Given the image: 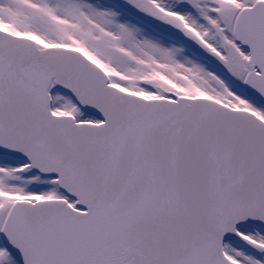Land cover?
Here are the masks:
<instances>
[{
  "label": "snow or ice",
  "instance_id": "snow-or-ice-1",
  "mask_svg": "<svg viewBox=\"0 0 264 264\" xmlns=\"http://www.w3.org/2000/svg\"><path fill=\"white\" fill-rule=\"evenodd\" d=\"M0 264H264V0H0Z\"/></svg>",
  "mask_w": 264,
  "mask_h": 264
}]
</instances>
